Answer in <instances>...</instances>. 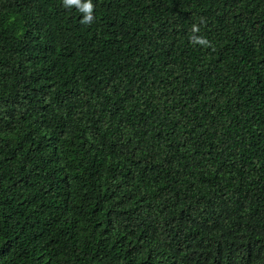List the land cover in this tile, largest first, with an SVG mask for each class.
I'll use <instances>...</instances> for the list:
<instances>
[{
	"label": "trees",
	"instance_id": "1",
	"mask_svg": "<svg viewBox=\"0 0 264 264\" xmlns=\"http://www.w3.org/2000/svg\"><path fill=\"white\" fill-rule=\"evenodd\" d=\"M0 264H264V0H0Z\"/></svg>",
	"mask_w": 264,
	"mask_h": 264
},
{
	"label": "clouds",
	"instance_id": "2",
	"mask_svg": "<svg viewBox=\"0 0 264 264\" xmlns=\"http://www.w3.org/2000/svg\"><path fill=\"white\" fill-rule=\"evenodd\" d=\"M66 2H70V0H66ZM87 7H88V8H90V7H91V5L89 4Z\"/></svg>",
	"mask_w": 264,
	"mask_h": 264
}]
</instances>
